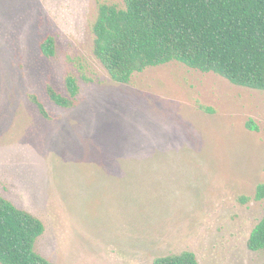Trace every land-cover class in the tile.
Here are the masks:
<instances>
[{
    "label": "rangeland",
    "instance_id": "1",
    "mask_svg": "<svg viewBox=\"0 0 264 264\" xmlns=\"http://www.w3.org/2000/svg\"><path fill=\"white\" fill-rule=\"evenodd\" d=\"M102 2L125 6L0 0V193L44 222L36 248L57 264H152L183 250L200 264H262L249 239L264 216V90L178 61L114 80L94 53ZM49 34L53 56L40 49ZM68 75L75 107L48 91L68 95Z\"/></svg>",
    "mask_w": 264,
    "mask_h": 264
},
{
    "label": "trees",
    "instance_id": "2",
    "mask_svg": "<svg viewBox=\"0 0 264 264\" xmlns=\"http://www.w3.org/2000/svg\"><path fill=\"white\" fill-rule=\"evenodd\" d=\"M92 28L94 53L118 82L129 83L135 72L149 66L178 61L236 85L264 90V0H125L124 7L102 2ZM40 49L46 56L55 55V37L45 36ZM66 84L68 95L49 86L50 97L60 106L75 107L80 85L73 75ZM31 98L50 117L38 96ZM247 127L259 128L253 121ZM254 198H264V182L257 185ZM44 231L40 218L0 193L2 264H57L36 248ZM249 247L264 249V216L251 232ZM152 264L200 262L195 252L183 250L158 256Z\"/></svg>",
    "mask_w": 264,
    "mask_h": 264
}]
</instances>
